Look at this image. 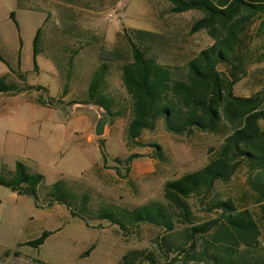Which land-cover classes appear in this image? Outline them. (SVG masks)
I'll return each instance as SVG.
<instances>
[{
    "label": "rangeland",
    "instance_id": "374dc122",
    "mask_svg": "<svg viewBox=\"0 0 264 264\" xmlns=\"http://www.w3.org/2000/svg\"><path fill=\"white\" fill-rule=\"evenodd\" d=\"M17 1L0 0V51L4 57L0 59V77L9 71L13 82L45 87L18 94L0 93V176L22 161L30 170L45 175L43 186L65 178L77 189L89 192L94 205L134 207L152 199L165 201L164 183L168 179L209 162L223 143V134L200 130L175 134L160 119L154 130H145L138 140H130L131 97L122 78V63L131 59L127 34L134 29L157 34L154 54L165 64L185 65L212 45L214 39L207 29L192 30L204 15L202 11L173 12L169 0H50L45 21L44 12L18 8ZM13 10L19 27L10 18ZM42 25L44 51L37 56L36 70L33 38ZM257 26L256 20L243 33L252 46ZM104 51L116 53V59L107 61L105 93L116 98L114 110L121 114L111 113L104 134L98 136L96 124L107 110L81 101L87 97ZM263 86L264 63H257L236 83L235 93L249 96ZM160 151L162 156H158ZM131 154L138 155L127 162ZM245 174V168H241L229 181L218 182L214 194L233 196L244 206L248 204L260 225L264 244V219L246 194ZM43 186L38 200L0 185V264H121L126 252L151 248L163 232L158 226L143 223L124 233L109 220L87 221L73 216L64 204L49 205ZM206 201L191 198L199 221L215 215L207 209ZM46 230L51 233L40 247L23 244Z\"/></svg>",
    "mask_w": 264,
    "mask_h": 264
},
{
    "label": "trees",
    "instance_id": "16d2710c",
    "mask_svg": "<svg viewBox=\"0 0 264 264\" xmlns=\"http://www.w3.org/2000/svg\"><path fill=\"white\" fill-rule=\"evenodd\" d=\"M173 12L200 10L204 15L193 31L207 29L214 43L202 49L185 65L165 64L154 54L155 32L134 29L127 34L131 59L122 63V78L131 97L128 137L138 140L145 130H154L163 119L168 131L192 134L196 130L223 134L224 141L209 162L164 183L165 201L152 199L128 207L115 203L94 205L89 192L77 189L65 178L44 185L45 175L17 161L14 170L1 174L0 185L19 194H31L39 200V188L49 205L64 204L73 216L84 220H109L128 233L143 223L163 229L151 248L131 249L121 264H264L261 228L251 207L233 196L214 194L216 184L229 181L245 168L246 187L253 204L264 219V86L245 96L235 93V85L249 75L250 67L264 63V0H169ZM10 17L19 26L15 11ZM258 21L254 46L243 34L247 25ZM39 26L33 39V59L43 52ZM115 51H104L102 63L94 71L83 103H93L116 116V98L105 93L107 61L116 59ZM0 59L4 57L0 51ZM72 58L68 63L71 65ZM227 67V70L220 66ZM66 76L69 70L66 69ZM20 76L23 77L22 74ZM45 86L20 85L0 77V93L18 94ZM68 84H65L64 93ZM42 104L47 101L40 100ZM77 102V101H76ZM159 148L160 146L157 145ZM138 154L126 158L131 162ZM158 156H162L161 151ZM118 162L122 163L120 158ZM204 201L215 215L197 220L191 198ZM210 197V199H209ZM247 197V196H246ZM251 201V202H252ZM50 231L23 244L40 247ZM93 246L86 250L91 251ZM15 253H19L15 251ZM181 257V259H180Z\"/></svg>",
    "mask_w": 264,
    "mask_h": 264
},
{
    "label": "crops",
    "instance_id": "0c3cea01",
    "mask_svg": "<svg viewBox=\"0 0 264 264\" xmlns=\"http://www.w3.org/2000/svg\"><path fill=\"white\" fill-rule=\"evenodd\" d=\"M50 4H51L50 0H18L17 1V7L18 8L44 12L46 14L45 15L46 16L45 21L48 19V15H49L47 6ZM13 11H15V10H13ZM15 15H16V11H15ZM16 18H17V16H16ZM35 34H36V32H35ZM6 73H9V71Z\"/></svg>",
    "mask_w": 264,
    "mask_h": 264
},
{
    "label": "water",
    "instance_id": "95a60500",
    "mask_svg": "<svg viewBox=\"0 0 264 264\" xmlns=\"http://www.w3.org/2000/svg\"><path fill=\"white\" fill-rule=\"evenodd\" d=\"M101 115H102V117H100V119L97 122L96 127H95V133L98 136H101V135L104 134L105 126H106V124L109 122V120L111 118V112H109V111L102 112Z\"/></svg>",
    "mask_w": 264,
    "mask_h": 264
}]
</instances>
